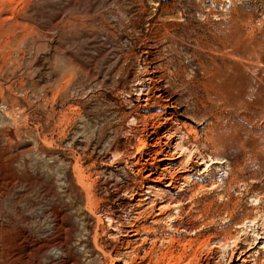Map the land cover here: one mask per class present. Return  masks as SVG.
<instances>
[{
    "label": "rangeland",
    "instance_id": "obj_1",
    "mask_svg": "<svg viewBox=\"0 0 264 264\" xmlns=\"http://www.w3.org/2000/svg\"><path fill=\"white\" fill-rule=\"evenodd\" d=\"M198 2H204L205 12L212 11L209 16L214 22L245 12L239 26L248 37L258 36L264 48V0H0V247L11 242L13 232L9 229L14 222L19 228L21 224L25 226L38 239L52 238L55 218L51 208L59 207L70 215L74 213V209L62 205L59 198L69 202L62 190L63 185H67L64 180L72 179L75 162L84 175L92 178L90 186L103 196L95 204V210L113 205L115 215L128 221L129 207L124 201L129 194L117 188L129 181L128 171L132 168L107 149L109 140L113 139L111 127L120 121L116 102L129 107L130 101L138 96L137 87L128 88L136 75L164 59L159 46L154 47L159 40L155 35L157 27L162 22L185 23L192 17L205 22V15L192 9ZM99 17H103L105 23ZM249 63L245 58L234 59L232 65L227 66L229 69H225L230 71L236 67L253 76ZM78 64L81 65L79 70ZM122 67L132 71L123 83L117 72ZM194 67L184 65L186 74L190 75ZM261 67L264 69V65ZM254 78L260 81L264 93V77ZM101 93L113 96V100L102 107L94 99L98 94L103 100ZM103 107L106 111L100 113ZM12 108L19 116L15 126L9 117ZM91 120L107 122L109 135L90 138ZM187 121L203 135L205 122ZM130 123L131 117L126 121ZM243 124L248 131L240 135L238 144L225 150L223 161L212 164L205 152L207 162L189 164L193 170L188 174L195 173V178L204 184L197 196L217 197L219 215L215 227L229 223L227 210L241 216L243 223H234L230 228L235 239L233 243L230 240L229 247L237 243L243 250L233 264H264V101L251 110L249 120ZM157 131L161 132V128ZM11 134L14 142H9ZM171 141L170 146H173L176 140ZM13 151L17 154V169L25 157L34 180L10 187L9 154ZM63 169L68 177L63 175ZM183 184L179 183L180 190L163 184V192L183 193L188 197V185ZM48 185L52 189L46 190ZM75 186L76 190L70 188L68 193L76 201L74 192H78L80 186ZM108 201L110 203L106 204ZM81 212V218L73 216L70 220L77 239L72 245L79 254L85 250L80 240L89 239L83 230V218L88 216L83 206ZM101 216L111 229L106 234L107 239L114 240L116 228L104 214ZM89 223L99 222L92 215ZM18 238L16 241L22 243ZM223 242L218 240L217 248ZM54 253L57 251L53 248L50 254ZM100 257L94 250L86 251L76 264H97ZM217 257H221V252H217Z\"/></svg>",
    "mask_w": 264,
    "mask_h": 264
},
{
    "label": "bare ground",
    "instance_id": "obj_2",
    "mask_svg": "<svg viewBox=\"0 0 264 264\" xmlns=\"http://www.w3.org/2000/svg\"><path fill=\"white\" fill-rule=\"evenodd\" d=\"M203 4L194 3L192 9L205 15L204 23L192 17L185 18V23L169 21L157 27L155 35L159 45L156 43L154 47L159 46L164 59L153 68L145 67L136 75L128 88L137 87L138 96L130 99L129 107L121 101L116 102V114H120V121L111 127L113 139L109 140L107 149L132 168L128 171L129 181L117 188L129 194L124 201L129 207L128 221L124 222L119 215H115L113 205L95 210V204L103 196L99 195L97 188L90 186L92 178L84 175L75 162L72 179L64 180L67 185H63L62 190L69 202L59 198L61 204L74 209V213L70 215L59 207L51 208L55 221L52 238L48 239H38L25 226L21 224L19 228L14 222L9 229L13 232L11 242L0 247V264H76L79 257L92 250L101 256L97 264H119L122 261L123 264H233L240 258L243 250L237 243L232 244L235 237L230 228L234 223L242 222L241 216L227 210L229 223L215 227L219 215L217 197L196 195L204 184L195 178V173L188 174L193 170L189 164L205 163L207 155L212 164L220 163L226 157L225 150L233 147L240 135L248 131L243 121L249 120L251 110L264 101L260 81L254 78L258 75L264 77L261 67L264 65V48L258 36L248 37L239 26L245 12H242L244 16L241 13L229 20L214 22L209 16L212 11L205 12ZM213 13L217 15V12ZM99 19L105 23L103 17ZM229 26L232 28L228 29ZM163 51L169 52L168 56ZM244 58L250 61L248 69L254 71L253 76L242 73L236 67L226 71L225 68L231 66L234 59ZM186 64L195 66L190 75L186 74ZM80 66L77 65L78 70ZM117 72L122 83L132 73L129 67H122ZM101 94L103 100L98 94L94 96L100 107L113 100L112 95ZM105 111L103 107L99 112ZM9 115L15 126L19 118L17 110L12 108ZM130 117L131 123L126 124ZM187 120L205 122L203 135H199L196 127ZM89 127L90 138L109 135L107 122L91 120ZM158 128L161 132L157 131ZM172 138L176 141L170 146ZM9 139V142L15 141L13 134L9 135ZM9 155L10 187L18 182L24 184L34 180L25 157L18 164L19 171L17 154L13 151ZM60 162L65 163L63 159ZM62 172L68 177L65 169ZM180 182L188 185V197L183 193L163 192V184L180 190ZM75 185L80 186L79 191L74 192L76 201L68 193L70 188L76 190ZM49 189H52L51 185L46 190ZM82 206L88 215L83 218V230L89 239L80 240L85 250L79 254L75 251L76 246L72 245L77 239L74 238L76 230L70 220L73 216L82 217ZM101 214L116 228L114 240L107 239L106 234L111 229L107 228ZM92 215L98 219V224L89 223ZM245 219L248 220V217ZM17 238L22 239V243L16 241ZM218 240H224L219 248ZM230 240L233 246L229 247ZM53 248L57 254H50ZM217 252H221L220 258Z\"/></svg>",
    "mask_w": 264,
    "mask_h": 264
}]
</instances>
